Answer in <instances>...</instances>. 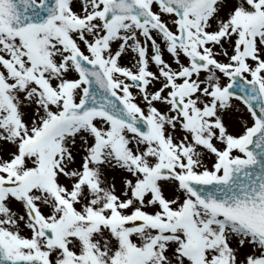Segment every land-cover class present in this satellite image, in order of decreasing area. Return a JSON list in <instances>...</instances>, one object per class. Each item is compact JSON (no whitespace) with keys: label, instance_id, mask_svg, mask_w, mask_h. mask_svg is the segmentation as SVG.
<instances>
[{"label":"snow or ice","instance_id":"snow-or-ice-1","mask_svg":"<svg viewBox=\"0 0 264 264\" xmlns=\"http://www.w3.org/2000/svg\"><path fill=\"white\" fill-rule=\"evenodd\" d=\"M0 264H264V0H0Z\"/></svg>","mask_w":264,"mask_h":264}]
</instances>
